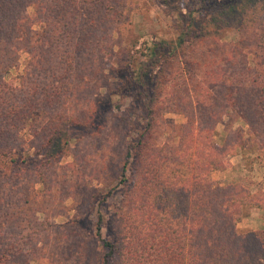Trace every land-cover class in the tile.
<instances>
[{"label":"trees","instance_id":"trees-1","mask_svg":"<svg viewBox=\"0 0 264 264\" xmlns=\"http://www.w3.org/2000/svg\"><path fill=\"white\" fill-rule=\"evenodd\" d=\"M253 1L191 0L187 12L179 13L174 40L152 37L140 50L134 49L138 37L132 28L124 27V33L121 29L131 24L138 0H0V159L9 158L10 164L29 157L17 158L20 148L14 143L28 114L46 113L85 79L95 80L84 56L94 39L98 45L103 41V35H97L111 30V36L123 37L115 62L124 71L125 88L145 122L140 135L127 143L121 161L118 178L124 200L118 233L105 238L98 216L97 264H264V231L237 228L245 209L264 212V189L252 192L239 183L220 185L211 179L213 172L229 168V153L247 143L257 158L264 154L262 42L196 44L192 55L198 54V59L186 61V155L177 157L171 148L165 155L145 153L162 114L159 89L169 60L179 56L185 43L187 55L196 38L205 41L211 33L233 30L229 24L246 20V7ZM29 10L34 11L33 20ZM32 24L42 27L41 32H34ZM125 40L128 45L122 47ZM227 47L231 55L225 54ZM22 53L29 56L26 69L16 79L18 84L9 85V72ZM239 59L240 67L234 71ZM91 62L96 65L97 59ZM200 68L209 71L193 72ZM41 80L47 82L45 87ZM228 115L246 130L231 127L218 145L210 135ZM131 163L142 166L132 178ZM7 254L0 251V264H6L1 259Z\"/></svg>","mask_w":264,"mask_h":264},{"label":"rangeland","instance_id":"rangeland-1","mask_svg":"<svg viewBox=\"0 0 264 264\" xmlns=\"http://www.w3.org/2000/svg\"><path fill=\"white\" fill-rule=\"evenodd\" d=\"M138 1L129 19L131 24L121 28L123 33L124 27L132 28L134 37H138L134 49L142 50L143 43L148 44L152 37L172 41L178 36L179 13L187 12L191 0H180L179 4L166 0ZM246 11V20L229 24L233 30L211 33L205 41L196 38L187 55L185 43L179 56L169 60L159 89L162 114L145 153L165 155L171 148L177 157L186 155V61L198 59V54L192 55L193 50H198L196 44L215 41L229 46L258 41L264 46V0L248 3ZM28 14L33 20L34 11L29 10ZM32 26L34 32H41L42 27ZM100 35L103 41L98 45L97 38L94 39L84 56L90 65L88 73L95 80L85 79L83 86H77L71 96H62L58 104L45 109L46 113L28 114L14 141L20 148L17 158L29 155L24 157V163L18 161L15 165L8 163L9 158L0 159V251L8 253L1 259L6 264H97L101 251L94 238L98 216L102 217V233L107 239L121 227L119 208L124 194L118 174L126 145L140 135L145 120L125 88L124 71L115 62L123 37L111 36V30L97 37ZM121 45H128L127 40ZM231 47L226 48L225 54L231 55ZM97 48L92 54L91 50ZM20 55L16 68L9 72V85L18 84L16 79L26 69L29 56ZM93 57L97 59L96 65L91 62ZM240 61L232 66L234 71L240 67ZM199 71L209 70L193 69L196 74ZM95 72L98 73L94 75ZM41 82L43 87L47 85L44 80ZM228 116L210 135L218 145L223 144L231 127L246 130L240 121ZM180 126H185V131ZM248 148L247 143L242 150L229 153V168L213 172L211 179L220 185L239 183L252 192L264 189V154L257 158L258 154ZM141 168L140 163H131L129 177L136 176ZM256 210L262 211L245 209L237 225L239 230H251L245 219ZM262 213L259 216L264 219ZM124 224L123 220L122 227Z\"/></svg>","mask_w":264,"mask_h":264},{"label":"crops","instance_id":"crops-1","mask_svg":"<svg viewBox=\"0 0 264 264\" xmlns=\"http://www.w3.org/2000/svg\"><path fill=\"white\" fill-rule=\"evenodd\" d=\"M224 175V174H222ZM263 214L262 211H253L250 216L245 219L246 223L250 224L251 230H263L264 229V219L261 218L259 215Z\"/></svg>","mask_w":264,"mask_h":264}]
</instances>
